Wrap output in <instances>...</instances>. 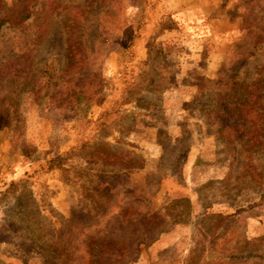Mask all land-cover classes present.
<instances>
[{
    "label": "rangeland",
    "instance_id": "obj_1",
    "mask_svg": "<svg viewBox=\"0 0 264 264\" xmlns=\"http://www.w3.org/2000/svg\"><path fill=\"white\" fill-rule=\"evenodd\" d=\"M250 1L0 0V264H230L264 236V189L235 185L243 158L210 114ZM47 62L74 99H47ZM206 213L231 218L223 239ZM255 246L241 264H264Z\"/></svg>",
    "mask_w": 264,
    "mask_h": 264
},
{
    "label": "trees",
    "instance_id": "obj_2",
    "mask_svg": "<svg viewBox=\"0 0 264 264\" xmlns=\"http://www.w3.org/2000/svg\"><path fill=\"white\" fill-rule=\"evenodd\" d=\"M248 4L250 6L247 5V16L251 18V22L249 27L242 29V39L234 44L232 50L228 51L224 68L219 71V75L224 76L222 77L224 86L221 81L218 87L220 99L217 101L218 105L210 110V114L221 122V130L224 135L223 141L231 159L235 161L239 155L243 158L242 172L234 177L235 185L238 187L257 185L264 189V64L261 66V73L258 77L248 79L247 76H241L242 67L264 48V0H251ZM29 15V12L23 14L21 21L29 17ZM6 21H9V18L0 17V27ZM41 68L43 69L38 72L35 79H40L42 83L47 82L48 90L44 91L47 93L49 101H52L55 97H63L65 94L70 95L72 99L78 95V93L73 92L77 89L76 86H72V90L69 91H55L54 88L57 85L65 87L69 81L65 80L62 75H55L53 73L54 69L52 70V67H49L48 62ZM83 77L84 79H89L87 76ZM11 85L12 82L7 84L8 87ZM43 88L41 87L40 90L43 91ZM93 95L94 92L92 93ZM72 109L74 111V108ZM233 161L226 177L228 182L233 180L234 171L231 169ZM202 219L204 222L206 221V232L208 234L211 232L212 238L216 240L223 239L229 233L230 228L226 227V224L231 219L229 216L206 213ZM216 221L223 223L222 225L220 224V231L213 228ZM209 243L210 249L208 250L211 253L215 251L212 248L215 244L213 242ZM243 243V249L240 247L224 249L221 252L222 257L219 259L230 264H241L243 260L247 259L248 261L252 257H257L262 253L263 249L255 246L251 250L252 248H249V244L258 243L264 245V236L244 240ZM204 249L203 247L196 257L193 255L195 251H190L186 260L202 259ZM126 251L112 250V252H102L100 250H92L89 254L88 264H104L99 260L103 253L109 257L108 259L119 260L125 255H129V252L127 253Z\"/></svg>",
    "mask_w": 264,
    "mask_h": 264
}]
</instances>
